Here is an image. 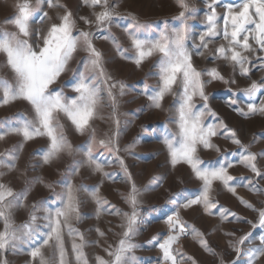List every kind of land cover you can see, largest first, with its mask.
<instances>
[{
  "label": "snow or ice",
  "instance_id": "1",
  "mask_svg": "<svg viewBox=\"0 0 264 264\" xmlns=\"http://www.w3.org/2000/svg\"><path fill=\"white\" fill-rule=\"evenodd\" d=\"M45 2L49 9H63V13H56L57 23L52 22L53 17L47 11H43L38 17L39 23L43 25L48 22V26L46 29L34 30L32 24L41 12V4ZM173 2L179 9L173 17L179 26L173 27L164 21L163 27L157 32L152 24L142 23L132 13L121 14L115 0H82L83 6L91 12L90 16L81 15L78 19L61 0H13L11 6L14 14L0 23V71L6 68L11 73L10 78L0 74V107L24 101L30 106L31 115L17 113L14 117L0 120V141L10 135L21 138L18 145L0 152V169L15 171L16 161L25 144L37 138L47 140L46 147L34 153L40 155L42 165H51L64 156L73 159L62 174L63 180L55 182L62 188L60 192H53L52 204L56 206H49L47 200L31 205L26 203L34 184H44L51 189L52 183H46L42 177L25 179L24 187L16 191L10 183L2 181L7 172L0 171V264H9L6 255L9 252L13 255L27 254L30 257L27 264H90L85 249L93 244L99 246V241L87 240L85 234L73 224V221L79 223L85 218L80 212L81 192H87L96 204L97 218L102 213L120 217L118 227L121 231L116 234L118 240L103 248L105 256L94 257L95 264H139L135 251L140 245L135 243V237L139 234L142 220L141 196L143 191L159 185L163 178L152 177L142 190L120 154L122 151L131 153L135 147V141L123 149L119 144L127 123L122 129L118 96L126 94L127 85L114 80L106 71L103 53L94 44L96 39L110 40L120 57L131 60L137 68L147 60L156 58L153 67L156 69L157 84L154 88L145 84L142 94L147 97L150 107L157 109L162 108L166 97L174 98V116L170 117L169 122L175 125L176 130L172 131L166 123L162 143L172 167L187 165L192 178L199 183L198 194L176 193L168 200L177 208L164 221L168 233L157 244L162 254L159 264H183L184 257L176 247L181 236L191 235L206 252L217 255L203 233L181 218V208L199 206L207 215L218 214L222 222L228 221L230 216L239 221L241 218L236 213L225 209L213 198V193L217 192L216 186L236 195L235 182L246 180L240 186L264 194V189L258 188L251 178H237L229 173L234 163H239L255 177L264 179V172L257 166V158L264 157V151H250L252 145L243 143L234 129L229 128L223 120L215 122L217 114L208 103L209 96L205 91L208 84L214 80L232 84L236 82L235 79H225L216 67L198 69L193 63L194 54L205 57L208 53L207 58L213 62L222 60L230 66L233 75L238 71L241 77L251 80L250 57L255 55L260 67L264 68V55L258 54L264 53V0H231L222 4V14L217 12L222 0H207L203 31L199 34V43L191 49L188 39L189 21L194 16L193 5L190 0ZM117 19L128 21L123 32L130 41L134 55H128L129 49L123 47L111 33V27ZM79 21L86 27L81 28ZM6 26H11V30ZM218 40L223 42L214 49L210 48ZM79 52L86 55L78 62L77 69L73 70L74 82L70 85L73 95L69 96L64 86L56 88L53 85L69 70ZM262 89L264 78L260 81L251 80L246 88L238 89L225 102L243 118L257 114L264 116V96L256 103L257 94ZM238 93L247 99V110L241 107ZM197 98L202 102L200 107H197ZM103 108L111 110L107 116L102 115ZM206 117L214 118V122H206ZM98 119L111 120L114 126L111 134L97 137L94 122ZM63 120L68 121L79 135H87L83 145L73 146ZM218 136L230 140L237 146L238 152L221 153V149L213 143V137ZM201 149H212L220 157L216 161H205L199 154ZM105 153L107 159L102 163L98 156H104ZM77 154L82 158L76 159ZM229 155L238 159L229 160ZM113 163L119 166L122 176L104 170L105 164ZM83 167L100 174L103 179L112 182L120 179L130 185L127 194L121 193L129 211L117 208L102 197L100 185L89 189L84 184H75L73 178L80 174ZM177 197L183 202L178 203ZM238 199L257 214L255 222L247 223L253 229L264 230V206L256 208L243 198ZM25 207H30L28 218L18 224L15 213ZM38 212H43V215L38 216ZM39 220H43L44 224L40 225ZM95 231L100 237L106 236L99 228ZM226 235L234 236L235 233ZM66 237L71 242V259ZM253 239L252 233H246L234 242L229 241V247L237 254V260L231 264H239L241 255H247L246 264H256L259 257H264V235L258 237V246L246 251L243 248ZM45 249L51 251L46 254ZM219 264H225L223 258H220Z\"/></svg>",
  "mask_w": 264,
  "mask_h": 264
},
{
  "label": "rangeland",
  "instance_id": "2",
  "mask_svg": "<svg viewBox=\"0 0 264 264\" xmlns=\"http://www.w3.org/2000/svg\"><path fill=\"white\" fill-rule=\"evenodd\" d=\"M61 2L67 6L68 10L72 11L77 19L81 15L90 16L91 10L83 6L82 0H61ZM115 2L119 4L118 10L121 14L132 13L142 23L152 24L157 29V32L159 28L163 27L164 21H168L169 25L173 27L179 26V22L173 19L179 11L173 0H115ZM227 2H231V0H222L221 5L217 6L218 13L222 14L224 12L222 4ZM12 3L13 0H0V23L14 14L11 6ZM190 3L193 5L194 10L193 19L189 21L188 46L191 49L194 44L199 43V34L203 31L207 0H190ZM43 11H47L53 17L52 22L57 23L59 21L55 19L56 13L58 11L61 14L63 13V9H49L46 2L42 3L41 12L37 14L36 20L32 24L34 30L46 29L48 26V22L43 25L39 23L38 17ZM127 22V20L117 19L116 23L111 27V33L119 40L123 47L129 49L128 55L131 56L134 53L130 48V41L123 32V27L126 26ZM79 26L81 28L86 27L82 21H79ZM6 27L11 30V26ZM103 34L107 35V32ZM222 42V40H218L215 44L210 45V48L214 49ZM94 44L103 53L106 71L114 80L123 81L127 85L126 94L118 96L121 128L123 129L124 124L127 123L126 130L120 136L119 144L121 149H123L126 145L135 141V147L131 150V153L122 151L120 153L121 156L125 159L137 186L142 190L149 184L152 177L160 176L163 178L159 185H154L149 190L143 191V195L141 196L142 220L139 225V234L135 237V243L140 245L135 251L139 264H159L162 254L157 244L158 242H162L168 233V226L164 221L177 208V205L168 203L169 198L176 193L183 195L198 194L199 189V183L192 178L187 165L178 164L175 168L172 167L169 162L167 149L162 143L166 123H168L172 131L176 130L175 125L169 122L170 117L174 116V109L172 108L174 98L172 96L166 97L162 108L157 109L150 107L147 97L142 94L145 84L149 85L150 88H154L157 84L156 69L153 67L155 57L147 60L141 67L137 68L131 60L120 57L110 40L96 39L94 40ZM258 54L264 55V53ZM85 55L83 52L77 53L69 66V70L61 75L57 84L53 85V87L64 86L66 95H73L70 87L74 82L73 70L77 69L78 62ZM207 56L208 53L205 54V57L194 54V65L198 69L216 67L224 75L225 79L234 78L236 81L232 84H225L214 80L206 86L205 91L209 96V106L217 114L215 122L223 120L229 128L234 129L238 138L243 143L252 145L250 151L254 153L264 151V116L257 114L247 119L243 118L228 107V104L225 102L232 97V93H237L238 89L246 88L251 83V80L260 81L261 78H264V68L260 67V61L256 59L255 55L250 57L252 64L249 65L251 69L249 73L251 80H249L241 77L238 71L233 75L232 68L226 65L224 61L218 60L213 62ZM0 74L9 78L11 77V73L6 68L0 71ZM262 96H264V89L257 94L256 103H259ZM238 99L242 101L241 107L247 110V99L240 93H238ZM196 103L197 107H200L202 104L198 98ZM110 111L109 108H103L101 113L107 116ZM17 113H24L30 116V106L24 101H17L0 107V120L14 117ZM62 122L65 124L68 139L73 146L83 145L87 140V135H79L68 121L63 120ZM206 122H214V118L206 117ZM94 126L97 130L98 138H103L105 133L111 134V131L114 129L111 120L107 119L96 120ZM20 140V137L14 135L6 137L3 141H0V152L18 145ZM213 143L221 149V153L230 154L238 152L237 146L223 136L213 137ZM46 145L47 140L45 138H37L26 143L23 151L19 154V160L16 161L17 169L12 172H7V169H0V171L7 172V175L2 177V181L10 183L16 191L24 187L25 179L31 180L35 177H42L46 183L53 184L51 189L45 187L44 184H34L26 202L28 205L47 200L49 206H56L52 204L53 192H60L62 188L59 183L55 182L63 180L62 174L73 159V157L64 156L62 159L54 161L51 165H42L40 155H34V153L44 149ZM199 154L205 161H216L220 157V154L212 149H201ZM75 158L79 160L82 156L77 154ZM98 158L100 162L105 163L107 154L98 156ZM228 159L235 161L238 158L229 155ZM257 166L264 172V157L257 158ZM104 170L109 173H119L122 176L119 166L115 163L112 165L105 164ZM21 173H24V175L22 176ZM229 173L237 178H251L256 182L258 188L264 189V179L255 177L249 169L239 163H234V166L229 169ZM73 182L77 185L84 184L89 189L100 185V195L102 197L117 208L129 211L128 206L121 198V193L127 194L130 185L122 182V180L118 179L116 182H112L111 180L103 179L100 174L92 173L89 168L83 167L80 170V174L73 178ZM246 182V180H237L235 182L237 184L236 195L222 190L219 185L216 186L217 192L213 193V198L218 201V204L230 212L236 213L241 218L239 221L234 220L230 216L228 221L222 222L218 214L207 215L199 206L180 209L181 218L187 224L194 226L203 233L209 246L214 248L217 253L216 256H213L206 252L191 235L181 236L176 247L179 248L184 257L183 264H193V261H195V264H219L220 258L224 259L225 264H231L232 261L237 260V254L229 247V241L234 242L246 233H252L254 239L251 243H246L243 246L245 251L248 248L259 245L260 241L258 237L264 235V230L253 229L247 223V221L255 222L257 214L241 204L238 197L253 204L256 208H260L264 206V194L250 191L249 188L240 186ZM80 199L82 201L80 212L85 218L79 223L73 221V224L74 227L85 234L87 240L99 241V246L93 244L85 249L90 264H95L94 257L96 255L105 256L103 248L107 247L110 243L114 244L118 240L119 237L116 234L121 231L118 227L120 217L102 213L97 218V206L91 200L88 193L81 192ZM177 202L182 203L183 200L177 197ZM29 211L30 207L16 211V222L19 224L25 221L28 218ZM37 215L42 216L43 212H38ZM38 223L43 225L44 221L39 220ZM97 228L105 232L106 236L100 237L95 231ZM229 232H234L235 235H226ZM66 247L71 259V242L67 237ZM50 251V249H45L46 254ZM6 255L9 264H27L30 259L27 254L13 255L9 252ZM189 257L191 259H188ZM246 261L247 255L239 257V264H246ZM256 264H264V257H259Z\"/></svg>",
  "mask_w": 264,
  "mask_h": 264
}]
</instances>
